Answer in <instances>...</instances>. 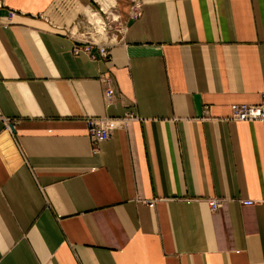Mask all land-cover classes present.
I'll return each mask as SVG.
<instances>
[{
	"label": "crops",
	"instance_id": "crops-1",
	"mask_svg": "<svg viewBox=\"0 0 264 264\" xmlns=\"http://www.w3.org/2000/svg\"><path fill=\"white\" fill-rule=\"evenodd\" d=\"M92 1L2 0L0 264H264L239 203L264 199V126L230 110L264 92V0H110L109 60L71 36ZM127 115L94 149L85 120Z\"/></svg>",
	"mask_w": 264,
	"mask_h": 264
},
{
	"label": "built area",
	"instance_id": "built-area-1",
	"mask_svg": "<svg viewBox=\"0 0 264 264\" xmlns=\"http://www.w3.org/2000/svg\"><path fill=\"white\" fill-rule=\"evenodd\" d=\"M133 6L130 9V12H134L137 14V0H132ZM2 4V0H0V6ZM14 13L11 12L10 16H13ZM137 16V15H136ZM135 16V17H136ZM79 22V21H78ZM77 22V23H78ZM116 22L114 27L109 26V29L112 32H106L105 27L103 26V31L105 34V38H99V40L87 41L83 40L79 36L75 35V33H71V36L79 38L78 40L85 41L84 50L90 51L92 46H96L97 50L100 54V57L103 59H110V51L115 43H117L118 38L123 34L125 30V25L122 20H113ZM79 24H77L78 26ZM75 27V26H74ZM98 35V31H97ZM99 36V35H98ZM81 48H76L75 52L79 53ZM102 82L106 85V100L110 102L111 91L109 88V79L105 76L102 78ZM231 110V120L240 121V122H260L264 126V92L260 96V104L259 105H246V104H233L230 106ZM134 118L131 115H127L124 119H111V118H87L85 120L87 134L90 138L92 146L94 149L98 147V145L104 141H106L110 135L111 131L117 128H124L131 120ZM9 129L12 126H7ZM220 199H213L209 201V206L211 211L217 210L221 205ZM240 205L242 206H256V205H264V199L259 201L253 200H239Z\"/></svg>",
	"mask_w": 264,
	"mask_h": 264
},
{
	"label": "rangeland",
	"instance_id": "rangeland-1",
	"mask_svg": "<svg viewBox=\"0 0 264 264\" xmlns=\"http://www.w3.org/2000/svg\"><path fill=\"white\" fill-rule=\"evenodd\" d=\"M92 13L96 15L93 19H91L86 13L83 17L80 18L79 24L73 28L75 29V35L79 36L83 40L92 41L99 40V38H105V34L103 31V26L105 27L106 32H112L109 29V26L112 28L116 24L113 20H122L120 14L114 4L104 11L97 1H92V6L89 9ZM102 28H101V27ZM102 30V31H101ZM98 31V35H97Z\"/></svg>",
	"mask_w": 264,
	"mask_h": 264
},
{
	"label": "bare ground",
	"instance_id": "bare-ground-1",
	"mask_svg": "<svg viewBox=\"0 0 264 264\" xmlns=\"http://www.w3.org/2000/svg\"><path fill=\"white\" fill-rule=\"evenodd\" d=\"M98 2L100 3V5L103 7V9L107 10V7L110 6V0H98ZM87 15L93 19L94 17H96V15L94 13H92L91 11L87 13ZM101 27V26H100ZM102 28V27H101ZM102 31V30H101Z\"/></svg>",
	"mask_w": 264,
	"mask_h": 264
}]
</instances>
